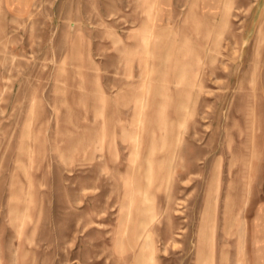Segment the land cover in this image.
Masks as SVG:
<instances>
[{
  "label": "rangeland",
  "instance_id": "1",
  "mask_svg": "<svg viewBox=\"0 0 264 264\" xmlns=\"http://www.w3.org/2000/svg\"><path fill=\"white\" fill-rule=\"evenodd\" d=\"M191 1L172 0L175 21L182 23ZM227 1V28L193 41L199 51L221 36L220 53L204 62L188 54L202 84L177 96L182 35L177 25L164 29L161 53L143 55L137 30L147 0H0V264H134L114 235L126 189L144 182V165L137 168L144 154L131 161L122 130L142 96L149 137L165 74L166 111L190 99L194 111L178 110L185 140L172 208L154 237L159 264H197L202 202L217 175L213 264H264V41L260 82L243 77L259 59L248 30L264 19L263 0ZM198 2L206 25L213 16ZM225 3L219 0L220 13ZM164 193L165 186L156 191ZM165 226L175 241L163 244Z\"/></svg>",
  "mask_w": 264,
  "mask_h": 264
},
{
  "label": "bare ground",
  "instance_id": "2",
  "mask_svg": "<svg viewBox=\"0 0 264 264\" xmlns=\"http://www.w3.org/2000/svg\"><path fill=\"white\" fill-rule=\"evenodd\" d=\"M225 1L227 3L224 4L223 12L221 11L222 13H220L219 0H203V7H206L213 16L212 21H207L208 23H206V26L201 22L200 16H198L196 10V6L199 5L198 0L191 1L190 9L182 23H178L173 19L174 12L171 8L172 0H147L148 4L145 12L146 19L137 30V36L141 41V53L143 55L154 54V52L161 53L163 49L161 44L163 41L164 29H171L177 25L182 35V42L184 45L182 46V58L177 60V72L174 73L173 76L174 83L178 87L176 88L177 96H180L184 92L183 87L201 86L202 84L201 76H203V72H199L198 68L194 66V69L192 65H190L191 61L187 58L188 54L197 53L196 59L204 62L205 57L213 52L217 54L220 53L221 36H217L212 44H198L199 51L196 50L193 41L194 37L197 38V35L202 37L206 35L209 39L211 35L210 31L213 30L217 35H220L222 31L227 28L229 20L228 15L230 14V2L227 0ZM261 5V14H263L264 0ZM219 13L221 14L220 19L218 18L219 16H217ZM254 19L252 27L248 31L252 32L255 40L259 43L256 53L259 59L255 62V64H257L253 66V73L252 71L251 73L245 71L243 77H247V79L251 78L252 80L257 78L258 82H260L261 68L263 67L260 59V44L264 41V19L262 18L263 20H261V16H257ZM153 41H155V43L151 47ZM196 41L197 40H195V42ZM144 64L147 66L146 60ZM168 82L169 77L167 74L163 75L161 82L163 88L160 94L161 97L159 100L156 99L155 102L158 105L159 116L157 121L155 120L153 122V127L149 130V137H147L144 132L146 127L143 125L142 121V109L146 106L145 99L142 96L137 97L133 102L135 112L132 125L129 128L123 127L122 130L124 141L130 142L131 145V161L136 162L137 158L144 154L143 163L137 165V168L141 169L144 165V182L142 183L140 180H137L135 183L131 184V187L126 189L119 208L120 217L118 230L115 231L114 235V245L122 256L125 255L124 252L126 249L131 248L134 264H159L158 248L154 237L156 231L159 230L158 224L161 223V216H166L167 218L168 211L172 208V181L182 160L181 143L184 142L185 139L181 131V126H183L181 113L178 112V110L179 107L183 106L189 108L190 101L192 100H189L188 106L177 100L175 105L176 108L178 107L177 110L175 109V111L167 112L166 106L172 96L169 93ZM252 88H254V85ZM153 101H155L154 98ZM147 102H149V99ZM193 111L194 107L189 108V114L193 113ZM102 139L103 137L95 140V151L100 149ZM251 164L253 165V163ZM217 184L218 175L217 177L210 178L208 183L209 192L206 193L204 201L202 202L203 207L196 235L197 264H213L214 250L212 241L215 209L212 203L215 198L213 200V197L210 196V192L214 187L215 190H217ZM162 186H165V193L162 196L157 195L156 191ZM158 208L160 209L159 211ZM165 230L167 234L163 233L160 238V240L162 239L164 241L163 244L169 240L175 241L170 234V227L165 226ZM127 257L126 255L124 259H127Z\"/></svg>",
  "mask_w": 264,
  "mask_h": 264
},
{
  "label": "crops",
  "instance_id": "3",
  "mask_svg": "<svg viewBox=\"0 0 264 264\" xmlns=\"http://www.w3.org/2000/svg\"><path fill=\"white\" fill-rule=\"evenodd\" d=\"M7 1H9V0H7Z\"/></svg>",
  "mask_w": 264,
  "mask_h": 264
}]
</instances>
